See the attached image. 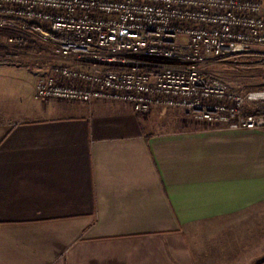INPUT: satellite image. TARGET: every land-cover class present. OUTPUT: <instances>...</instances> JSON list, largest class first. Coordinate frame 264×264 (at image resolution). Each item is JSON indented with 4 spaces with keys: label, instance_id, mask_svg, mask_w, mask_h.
I'll return each mask as SVG.
<instances>
[{
    "label": "crops",
    "instance_id": "1",
    "mask_svg": "<svg viewBox=\"0 0 264 264\" xmlns=\"http://www.w3.org/2000/svg\"><path fill=\"white\" fill-rule=\"evenodd\" d=\"M39 75L0 103V264H264V131L39 99Z\"/></svg>",
    "mask_w": 264,
    "mask_h": 264
},
{
    "label": "built area",
    "instance_id": "2",
    "mask_svg": "<svg viewBox=\"0 0 264 264\" xmlns=\"http://www.w3.org/2000/svg\"><path fill=\"white\" fill-rule=\"evenodd\" d=\"M4 26L82 63H54L37 78L36 98L124 101L140 114L169 107L220 128H264V113L244 114L264 90L243 94L204 69L211 57L264 45L261 0H0Z\"/></svg>",
    "mask_w": 264,
    "mask_h": 264
},
{
    "label": "rangeland",
    "instance_id": "3",
    "mask_svg": "<svg viewBox=\"0 0 264 264\" xmlns=\"http://www.w3.org/2000/svg\"><path fill=\"white\" fill-rule=\"evenodd\" d=\"M23 45L8 42L0 35V103L20 106L28 96L34 79L57 62H66L53 55L51 47L40 36L29 34ZM82 65V63H77ZM205 72L225 81L233 89L246 94L264 90V45H256L245 54L211 57L204 65ZM264 107V100L247 101L245 109ZM264 131V128L252 129Z\"/></svg>",
    "mask_w": 264,
    "mask_h": 264
},
{
    "label": "trees",
    "instance_id": "4",
    "mask_svg": "<svg viewBox=\"0 0 264 264\" xmlns=\"http://www.w3.org/2000/svg\"><path fill=\"white\" fill-rule=\"evenodd\" d=\"M0 35L7 36L8 38L11 36H23V37H25L26 41H30L29 34L23 32L19 29H16L13 27H8V26L0 27ZM20 45H23V44H20ZM109 67L112 69H115V70H123L124 69V67L115 66V65H111ZM249 113H253V114H257V115L263 114L264 113V107H260L258 109H254V110H252L250 108H246L244 111V114H249Z\"/></svg>",
    "mask_w": 264,
    "mask_h": 264
}]
</instances>
